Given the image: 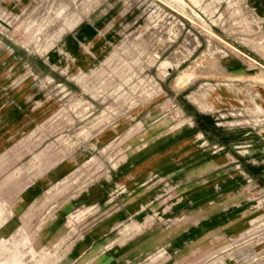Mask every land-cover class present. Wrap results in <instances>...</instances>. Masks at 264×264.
Wrapping results in <instances>:
<instances>
[{
	"label": "rangeland",
	"instance_id": "374dc122",
	"mask_svg": "<svg viewBox=\"0 0 264 264\" xmlns=\"http://www.w3.org/2000/svg\"><path fill=\"white\" fill-rule=\"evenodd\" d=\"M0 264H264V0H0Z\"/></svg>",
	"mask_w": 264,
	"mask_h": 264
}]
</instances>
